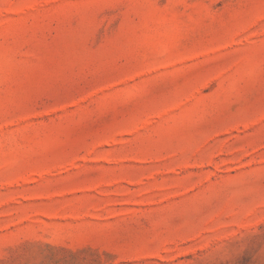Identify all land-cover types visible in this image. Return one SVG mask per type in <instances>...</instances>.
<instances>
[{
    "label": "rangeland",
    "instance_id": "rangeland-1",
    "mask_svg": "<svg viewBox=\"0 0 264 264\" xmlns=\"http://www.w3.org/2000/svg\"><path fill=\"white\" fill-rule=\"evenodd\" d=\"M0 264H264V0H0Z\"/></svg>",
    "mask_w": 264,
    "mask_h": 264
}]
</instances>
